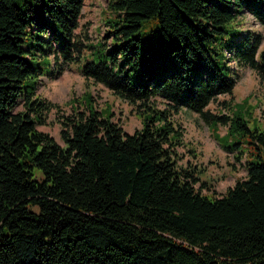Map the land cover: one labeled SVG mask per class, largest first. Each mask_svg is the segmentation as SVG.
I'll list each match as a JSON object with an SVG mask.
<instances>
[{
    "label": "trees",
    "instance_id": "obj_1",
    "mask_svg": "<svg viewBox=\"0 0 264 264\" xmlns=\"http://www.w3.org/2000/svg\"><path fill=\"white\" fill-rule=\"evenodd\" d=\"M83 5L0 0V264H264V131L250 125L249 97L208 109L233 92L237 67L264 72L262 34L229 26L243 13L264 25V0H109V42L89 45L75 33ZM173 59L179 69L156 75ZM82 60L87 81L135 107L133 134L90 89L71 100L62 145L38 129L56 106L39 78ZM183 109L245 157L246 176L222 196L178 163Z\"/></svg>",
    "mask_w": 264,
    "mask_h": 264
},
{
    "label": "rangeland",
    "instance_id": "obj_2",
    "mask_svg": "<svg viewBox=\"0 0 264 264\" xmlns=\"http://www.w3.org/2000/svg\"><path fill=\"white\" fill-rule=\"evenodd\" d=\"M108 4L109 0H84L79 27L75 30L77 38L82 43L89 45L109 42L105 35L107 25L105 20H107V15H111V11L107 8ZM229 26H236L242 31L250 29L261 33L263 36L261 47H264V25L256 21L251 14L246 13L239 26L235 22ZM149 35L154 38L158 55L162 56L165 49L164 40L154 35L153 32L148 33ZM82 62L83 60L75 64H67L65 70L53 79L45 75L40 77L37 94L56 106L47 112L46 122L38 124V129L48 132L62 145V120L73 112L71 100L80 97L86 89H90L99 105H104L105 102L113 103V120L119 123L126 133L133 134L141 127L135 107L116 97L104 85L87 81L79 73V67L76 65ZM40 66L46 74L52 71L49 59L42 60ZM232 66L236 68L235 63H232ZM179 68L180 64L177 59L162 62V68L157 71L156 75L161 76L167 70ZM236 69L240 77L233 92L219 95L210 103L208 109L214 113L220 110L226 112L228 109L226 111L223 109L227 108L226 104L233 105L249 97L251 115H247V118L250 120V125L252 127L257 125L264 131V72H257L250 67H237ZM158 102L160 107H165V103L160 98ZM22 108L23 101H20L15 110ZM173 118L182 131L181 143L176 146L178 163L187 165V167L190 164L197 166L202 171L201 180L207 181V186L204 187L202 181L195 183L197 189L201 188L203 193L222 196L228 187L235 184L237 178L246 176L245 157L238 161L232 153L223 149L212 129L198 113L183 109L174 114ZM221 131L224 132V129Z\"/></svg>",
    "mask_w": 264,
    "mask_h": 264
},
{
    "label": "crops",
    "instance_id": "obj_3",
    "mask_svg": "<svg viewBox=\"0 0 264 264\" xmlns=\"http://www.w3.org/2000/svg\"><path fill=\"white\" fill-rule=\"evenodd\" d=\"M245 14L246 13H243L240 17H241V19H244L245 18ZM71 64H75V63H71ZM78 67H79V73L81 74V72H80V65L79 64H76ZM82 75V74H81ZM83 76V75H82ZM47 78H49V79H53V78H55L53 75H47L46 76ZM41 78H42V76H41ZM41 78H39V81L41 80ZM39 81H38V85H39ZM38 85H37V89H38Z\"/></svg>",
    "mask_w": 264,
    "mask_h": 264
}]
</instances>
